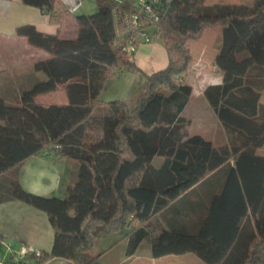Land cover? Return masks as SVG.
<instances>
[{
	"label": "trees",
	"instance_id": "16d2710c",
	"mask_svg": "<svg viewBox=\"0 0 264 264\" xmlns=\"http://www.w3.org/2000/svg\"><path fill=\"white\" fill-rule=\"evenodd\" d=\"M21 2L51 21L69 14L60 0ZM95 2L92 14L75 18L74 38L31 24L15 30L49 57L33 64L46 79L22 91L16 104L0 97V178L54 145L77 171L62 198L29 193L14 176L0 180V202L44 211L54 233L49 252L10 264H99L91 254L96 238L125 230L129 256L147 241L152 258L193 253L205 264H264V156L257 154L264 146V0H162L157 27L168 62L150 74L119 40L133 0ZM215 26L222 32L212 66L223 79L203 94L225 133L221 145L189 135L190 121L181 115L192 94L183 76L193 62L189 42ZM115 70L141 77L134 102L100 101ZM59 89L66 103L37 100ZM155 157L163 158L158 167ZM194 188L207 202H191Z\"/></svg>",
	"mask_w": 264,
	"mask_h": 264
},
{
	"label": "crops",
	"instance_id": "0c3cea01",
	"mask_svg": "<svg viewBox=\"0 0 264 264\" xmlns=\"http://www.w3.org/2000/svg\"><path fill=\"white\" fill-rule=\"evenodd\" d=\"M69 10L67 16L56 17L51 21L49 15L36 7L27 6L21 0H0V97L8 104H16L22 91L33 86L37 81L46 79L41 72L33 70V64L36 60L46 59L49 54L43 49L30 45L25 37L18 36L15 33L17 27L21 25H34L43 33H58L66 38L76 36L77 27L75 18L80 15H90L96 10L95 0H60ZM214 4L216 2H208ZM220 4H243L251 5L253 0H226ZM68 25V28L66 26ZM222 29L219 26L205 28L198 40L189 42V49L193 62L184 73L186 82L192 86V94L181 115L190 121L188 126L189 135H200L212 142L209 138L211 134L204 126L210 125V129L219 132L223 137V143L226 142L225 133L215 114L210 108L206 99H200L204 96V89L208 85L219 84L223 76L213 66L212 62L216 55V49L221 40ZM131 59L137 67L145 74L163 69L168 62L166 49L160 40L149 44L141 45L137 48ZM128 75L118 72L116 86L113 91L103 96L106 85L114 80L107 78L100 94V101L106 103L112 100L124 99L135 88L136 83L142 81L137 74L126 72ZM125 82V86L117 87V82ZM60 93L62 99H67L64 91ZM205 98V97H204ZM38 100V99H37ZM47 103L44 100H39ZM260 102L264 104V92L261 94ZM198 122L199 134H191L189 127L193 121ZM214 132V133H215ZM257 154L264 156V146L257 150ZM75 161L60 157L55 153L34 155L26 158L15 169L5 173L2 176L10 178L11 174L19 182L21 187L32 194L41 197L62 198L65 194L66 186L75 178L77 171ZM2 180V183L5 181ZM1 182V181H0ZM195 189V190H194ZM192 193L188 194L191 202L204 199L207 202L208 195L201 193L198 188H194ZM200 195H198V193ZM121 233H113L122 241L124 248L118 253V258L127 264H205L193 253L180 255H166L159 258H152L151 253L145 252L141 256L138 247L136 252L129 256L127 254V238L121 237ZM109 235V234H108ZM53 229L49 223L44 211L25 204L19 200L8 199L0 202V239H3L17 249L19 245L25 244L39 251L49 252L53 244ZM103 238V239H101ZM106 238V237H105ZM104 241V237H97L94 247L91 249L92 255H99L102 260L105 254L114 251L113 246L109 248L98 247V244ZM111 240V239H110ZM0 255L6 257L4 249L0 246ZM67 261L63 258H53L43 264H50L54 261Z\"/></svg>",
	"mask_w": 264,
	"mask_h": 264
},
{
	"label": "built area",
	"instance_id": "2783aa9c",
	"mask_svg": "<svg viewBox=\"0 0 264 264\" xmlns=\"http://www.w3.org/2000/svg\"><path fill=\"white\" fill-rule=\"evenodd\" d=\"M112 3L120 5L124 0H110ZM162 0H133L134 11L125 17V30L118 33L119 40L122 42V51L127 55H133L137 48L144 44L152 43L159 40L158 22L159 9ZM53 151H44L43 154L57 153L59 146L54 145ZM0 246L5 253L12 257V261L25 259L30 254L38 256L39 250L33 249L25 244L19 245L17 249L3 239H0ZM0 264H5L0 259Z\"/></svg>",
	"mask_w": 264,
	"mask_h": 264
},
{
	"label": "rangeland",
	"instance_id": "374dc122",
	"mask_svg": "<svg viewBox=\"0 0 264 264\" xmlns=\"http://www.w3.org/2000/svg\"><path fill=\"white\" fill-rule=\"evenodd\" d=\"M222 3L225 2L226 0H220ZM228 1V0H227ZM208 2H219L218 0H209ZM215 4V3H214ZM229 4H235V3H229ZM66 28H68V25L66 26ZM162 42V41H161ZM115 74L112 76V77H109V78H113L114 80H111V82H109L108 85H106L105 87V90L103 91V96H107L109 95L113 89L115 88L116 86V81L117 79L119 78H116L117 77V74L119 71L115 70L114 71ZM121 73L122 75L124 74L125 75H128L126 72H119ZM122 81H118L117 82V87L121 86H125V82L124 83H121ZM62 89H59L57 91H54V92H50V93H47V94H43V95H39L37 96V99L38 100H44L46 101L47 103H57V104H63V103H66L67 102V99H62V95L60 93ZM138 94V91L134 88L133 90H131L129 96H128V99L127 101L129 103H132L134 102V100L136 99V96ZM200 99L202 100H205L204 96H201ZM96 109H100L99 112H105L106 111V106L104 104H101V105H97V108ZM210 125H207L206 127L204 126V128H206L208 131L207 134H211V136H209V138L212 140V142L215 144V145H221L223 144V136L219 133V132H215L213 130H211L210 128ZM198 129V122L197 121H193V124L191 127H189V131L190 132H193L191 134H199L198 131H196ZM215 132V133H214ZM206 138V137H205ZM163 162V158L161 157H155L152 164L153 166L155 167H158L161 165V163ZM76 163V162H75ZM77 167V166H76ZM3 177L5 178V176H2V178H0V180H4ZM12 177V174L11 176ZM121 233V232H120ZM127 233V231H123L121 237H124V235ZM104 237V241L101 240V243L98 244V247L101 246V248H109V246H113L114 247V251L109 253V254H105V256H103L102 260L99 259V264H127L125 262H122L121 258H118V253L119 251H121V249L124 248V240L122 241L120 238H118L115 234L113 233H110L109 235L107 234L106 236H103ZM106 237V238H105ZM103 239V238H101ZM111 239V240H110ZM149 252L150 253V245L147 241H143V243L141 244V247H140V250H139V254L142 256L143 253L145 252ZM3 259V261L5 262V264H10L12 263L13 259L12 257H10L8 254L6 255V257H4L3 255H0V259ZM16 263V261L14 262ZM43 264V263H42ZM50 264H73L71 261L67 262V261H54Z\"/></svg>",
	"mask_w": 264,
	"mask_h": 264
}]
</instances>
